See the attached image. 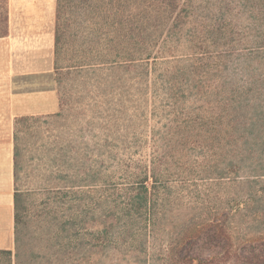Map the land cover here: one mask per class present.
Wrapping results in <instances>:
<instances>
[{
    "label": "trees",
    "instance_id": "trees-1",
    "mask_svg": "<svg viewBox=\"0 0 264 264\" xmlns=\"http://www.w3.org/2000/svg\"><path fill=\"white\" fill-rule=\"evenodd\" d=\"M53 65L0 264H264V0H56Z\"/></svg>",
    "mask_w": 264,
    "mask_h": 264
},
{
    "label": "crops",
    "instance_id": "crops-1",
    "mask_svg": "<svg viewBox=\"0 0 264 264\" xmlns=\"http://www.w3.org/2000/svg\"><path fill=\"white\" fill-rule=\"evenodd\" d=\"M56 0H7L0 35V248L13 247L14 119L57 111L53 44Z\"/></svg>",
    "mask_w": 264,
    "mask_h": 264
},
{
    "label": "rangeland",
    "instance_id": "rangeland-1",
    "mask_svg": "<svg viewBox=\"0 0 264 264\" xmlns=\"http://www.w3.org/2000/svg\"><path fill=\"white\" fill-rule=\"evenodd\" d=\"M187 227L184 225H177L176 227L173 228L172 231H175L177 233H180L182 229H186ZM169 228L163 227L159 230V232L166 237V232L168 231ZM169 232V231H168ZM176 237V236H175ZM168 259V254L167 252L163 249V247L159 248L158 254L156 255L154 260H151L148 258L143 264H169L167 261Z\"/></svg>",
    "mask_w": 264,
    "mask_h": 264
}]
</instances>
